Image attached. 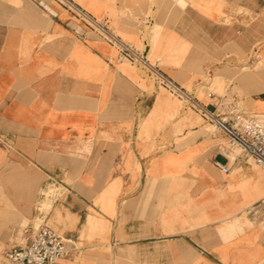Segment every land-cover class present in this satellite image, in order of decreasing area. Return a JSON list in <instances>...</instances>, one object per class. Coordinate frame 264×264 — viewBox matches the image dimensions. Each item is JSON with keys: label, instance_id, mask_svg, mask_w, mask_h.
I'll list each match as a JSON object with an SVG mask.
<instances>
[{"label": "crops", "instance_id": "1", "mask_svg": "<svg viewBox=\"0 0 264 264\" xmlns=\"http://www.w3.org/2000/svg\"><path fill=\"white\" fill-rule=\"evenodd\" d=\"M68 1L217 113L231 105L211 82L264 43V0ZM39 2L0 0V257L43 218L70 241L58 264H264L252 159L70 11ZM44 185L61 189L46 217Z\"/></svg>", "mask_w": 264, "mask_h": 264}, {"label": "built area", "instance_id": "2", "mask_svg": "<svg viewBox=\"0 0 264 264\" xmlns=\"http://www.w3.org/2000/svg\"><path fill=\"white\" fill-rule=\"evenodd\" d=\"M39 8L44 9L39 0H30ZM62 8L70 11L75 18L116 51L118 61H125L144 71L152 77L162 89H165L187 109L197 113L200 118L215 128L227 140L228 149L238 150L252 159L254 164L264 173V118L257 115H247L230 106L227 111L217 113L202 105L191 93L164 76L157 68L149 64L146 55L140 53L130 44L122 41L111 33L104 25L87 15L68 0H52ZM210 96V95H209ZM222 173H228L225 166L215 164ZM29 239L21 246L6 251L2 264H58L69 253V240L64 239L44 223L35 228L31 226Z\"/></svg>", "mask_w": 264, "mask_h": 264}, {"label": "rangeland", "instance_id": "3", "mask_svg": "<svg viewBox=\"0 0 264 264\" xmlns=\"http://www.w3.org/2000/svg\"><path fill=\"white\" fill-rule=\"evenodd\" d=\"M238 63L240 64L232 66L229 82H223L220 76H217L214 79V82H211L210 89L208 91L221 96L228 94V97L226 98V105H237L236 108L245 112L247 115H264V106L261 108L262 111L258 113L254 112L253 109H249L247 105V103L250 105H264V43L257 45L254 49L249 51V53L241 55L239 57ZM204 81L206 83H210V78L206 77ZM233 91H235L234 94ZM200 97L201 95L198 96V98ZM176 103L178 106H180L178 102ZM208 124L209 123L206 122L204 123V129L208 130L209 134L215 135L220 141H225V146L228 148L225 137L218 133L214 127H208ZM229 152L233 154L240 153L238 150H229ZM46 190H54L52 201L61 191V189L56 188L54 185H44L41 196L42 201L40 200L39 203V209L43 217H46L47 213L49 212H47V210L42 207L44 203L43 193L44 191L46 192ZM42 221L44 222L43 218L42 220L35 219L32 222L33 227L35 228L38 224L43 223ZM2 261L3 259L0 257V264H2Z\"/></svg>", "mask_w": 264, "mask_h": 264}, {"label": "bare ground", "instance_id": "4", "mask_svg": "<svg viewBox=\"0 0 264 264\" xmlns=\"http://www.w3.org/2000/svg\"><path fill=\"white\" fill-rule=\"evenodd\" d=\"M241 89V88H240ZM242 90V89H241ZM259 117L260 118H264V115H259ZM208 127H213V125H211V124H209L208 125ZM210 129V128H209ZM206 131H208V130H206ZM259 168V167H258ZM260 169V168H259ZM261 170V169H260ZM262 171V170H261ZM262 173H263V171H262ZM264 174V173H263ZM53 192H54V190L53 191H51V190H49V191H47L46 190V192L44 191V193H43V196H44V198H43V200H44V203H43V206L42 207H44L46 210H47V212L51 209V205H52V203L54 202V201H52V197H53ZM59 192V191H58ZM46 212V213H47Z\"/></svg>", "mask_w": 264, "mask_h": 264}]
</instances>
